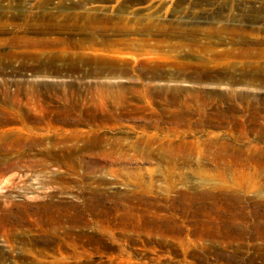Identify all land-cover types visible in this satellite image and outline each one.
Masks as SVG:
<instances>
[{"label":"rangeland","instance_id":"obj_1","mask_svg":"<svg viewBox=\"0 0 264 264\" xmlns=\"http://www.w3.org/2000/svg\"><path fill=\"white\" fill-rule=\"evenodd\" d=\"M12 1L0 2V11L9 16L0 23L25 24L29 18L7 13ZM37 1L12 2L16 13L34 16L28 37L117 43L28 50L43 56L102 51L115 60L196 64L202 62L188 53V46L171 50L123 41L190 43V35L180 32H199L196 36L210 43L215 38L201 34L248 26V17L258 18L262 28L244 30L264 35V0H47L44 7ZM102 28L103 35L89 32ZM40 29L49 32L38 34ZM6 30L0 39L11 36ZM203 46L223 50L231 45L227 40ZM13 51L25 50L6 46L0 53ZM22 65L20 59L0 64V119L25 109L42 116V109L75 99L114 120L93 132L86 123L52 131L89 133L79 141L50 138L49 129L34 132L31 124L0 127V264H125L115 259L122 250H139L130 264H264V93H258L264 88L230 85L232 71L212 73L221 81H168L142 78L135 71L95 75L93 65L61 74ZM36 82L62 89L34 90ZM99 84L135 93H126L128 105L123 106ZM145 84L176 85L183 92L171 104L167 97L142 93ZM226 89H242L248 98L210 95ZM250 104L259 110L257 123L249 122ZM236 124L240 128L233 130Z\"/></svg>","mask_w":264,"mask_h":264},{"label":"bare ground","instance_id":"obj_2","mask_svg":"<svg viewBox=\"0 0 264 264\" xmlns=\"http://www.w3.org/2000/svg\"><path fill=\"white\" fill-rule=\"evenodd\" d=\"M2 0H0L1 2ZM12 1V0H10ZM12 2H16L17 4L23 3L24 0H15ZM10 2L7 7V13H10L13 19H18L20 17L29 18L25 24L15 25L10 21H6L0 23V32L7 31L6 28L11 29L10 37L0 39V50L5 48L6 46L10 48H19L24 49V52H8L6 54L0 53V64H9L14 60L20 59L21 62L25 65H22L24 68L29 66L31 63L32 69L36 72H40L41 70H46L51 73L61 74L63 71H76L80 69V66H97V73L95 75H103L104 72L107 74H120V75H129L132 71L137 72L142 78H149L152 80H168V81H185L187 79L195 78L199 81H207V80H219L221 81V77H216L217 75H212L213 72L224 75L228 71H232V75H230L228 79V83L230 85H241L246 88L258 86L261 89L264 88V49L260 48V44L264 43V35L257 34L260 32H246L244 27H248L250 29H259L262 28L259 26L258 18L248 17L246 20V25H235L231 28H228V31L224 29L214 30L208 33H203L201 35L206 37H214L215 41L206 42L203 38H198L196 35L199 32H180L182 37H187L190 35V43L183 42H168V41H154L151 42L149 39H127L123 41L125 45H131L135 47H164L171 50H182L185 47H190L188 53L198 59L199 62L196 64L184 63V62H167V61H141V60H131L128 61L126 58H118L111 59L102 52H96L91 55H83L77 52H66L63 55H41V54H32L28 50H38L42 48H51L56 46L67 45V47H81L83 45H103L110 46L116 45L117 43L111 42L108 40L101 39L96 40L93 38H85L84 41H75L67 44L65 39L59 38H30L28 37V29L32 26L30 23V18H34V16L23 15L21 11L16 13V9L14 4ZM38 5L44 7L46 6L47 0H38L36 2ZM122 12V10L120 9ZM4 13V12H3ZM0 11V19H8L9 16L3 14ZM43 19H48L47 16H41ZM158 27V24H156ZM21 29L22 33H18L17 30ZM38 34L46 35L49 31L47 29H40ZM89 32H99L102 35L105 33V29H94ZM158 35H166V32H161L157 30ZM124 34L126 32H123ZM151 35L152 32H143ZM264 34V32H262ZM228 40V44L230 47H227L223 50L212 49L210 50L208 47L203 46L204 44H209L215 46L216 44L226 43ZM242 44H247L249 48L247 49H239V46ZM238 46V47H236ZM255 46V47H253ZM196 48V50H195ZM195 50V51H194ZM207 55L209 58H206ZM205 60L211 61L213 64L206 63ZM30 61V62H27ZM57 62H61L59 67H55ZM170 63V64H169ZM167 68H171V70L167 71ZM194 73V74H193ZM87 74H91L90 72ZM141 92L144 94H148L157 98L167 97L169 102L176 103L177 99H179L180 94L183 92L176 85H156L152 86L150 84L142 85ZM34 90H41L44 88L47 91H59L62 89V85L60 84H47L44 82H36L32 85ZM70 86L66 85L65 88ZM103 88H108L111 91L107 92V95L123 104V106L128 105V100L126 97V93H135L134 90L126 89L121 91H116L114 86L99 84L98 89L102 90ZM67 88V89H68ZM23 90L22 85L17 87L16 93L21 92ZM131 91V92H130ZM264 93V92H258ZM219 95L222 98H232L235 99H246L248 96L245 94L244 90H236V89H226L220 92H210V95ZM256 98V95L252 96ZM69 102L63 103L62 106L58 107H46L42 109L45 113L42 116L31 114L26 110L22 112L19 116L9 118L7 115L4 119H0V127H3L6 124L16 122L19 125L27 126L31 124L32 131L39 130L42 128L49 129L48 136L50 138H58L60 141H68V140H81L86 137L88 132H80V131H62L59 135H54L52 131H58L63 128L71 127L73 124L77 123H86L90 127V132H93L94 129L101 127L102 125L108 126L113 123L112 115H100L98 113L97 108L95 107H86L83 108L79 106L78 101L68 99ZM225 100V99H224ZM45 107V106H44ZM249 112L251 114L249 118V122L257 123L259 110L255 106V104H250ZM260 116V115H259ZM218 119V118H217ZM222 119V118H221ZM236 119V118H235ZM216 120V119H215ZM214 120V121H215ZM219 121V120H216ZM225 121V119H224ZM223 121V122H224ZM235 121V120H234ZM237 121V120H236ZM239 122V121H238ZM237 123V122H236ZM238 124L235 126H231L233 130H236ZM253 129V128H251ZM37 130V131H38ZM90 138L94 135L90 133ZM42 136V135H41ZM41 139L40 137L38 138ZM92 142L95 146H98L99 140L97 138L92 137ZM29 140V139H28ZM132 246H138L139 244L136 242L130 243ZM127 246V245H126ZM156 246V245H155ZM154 246V247H155ZM150 249L154 247L149 245ZM60 248H53V251H59ZM95 250V249H94ZM96 251V250H95ZM135 254H129L127 252L121 251L119 257L115 259L119 262H123L125 264H130V260L139 257V250H136ZM77 254H79L77 251ZM161 252V251H160ZM82 253V252H81ZM103 254V253H102ZM60 258H63L62 254H59ZM162 255H155V259L160 258ZM57 262H60L57 260Z\"/></svg>","mask_w":264,"mask_h":264}]
</instances>
